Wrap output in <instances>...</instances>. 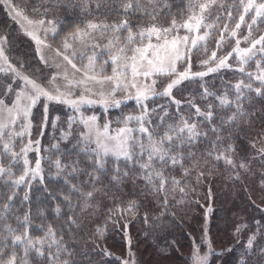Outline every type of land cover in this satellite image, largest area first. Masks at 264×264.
<instances>
[{
  "label": "snow or ice",
  "instance_id": "6c2138e0",
  "mask_svg": "<svg viewBox=\"0 0 264 264\" xmlns=\"http://www.w3.org/2000/svg\"><path fill=\"white\" fill-rule=\"evenodd\" d=\"M0 7L53 69L29 74L0 34V264H138L129 226L155 232L203 207L199 190L211 199L219 177L261 215L234 214L236 243L217 251L208 206L190 264H225L237 246L232 264H264V0H37L32 16L27 3ZM55 105L72 114L62 120ZM93 105L121 114H87ZM115 229L122 256L104 244Z\"/></svg>",
  "mask_w": 264,
  "mask_h": 264
},
{
  "label": "trees",
  "instance_id": "16d2710c",
  "mask_svg": "<svg viewBox=\"0 0 264 264\" xmlns=\"http://www.w3.org/2000/svg\"><path fill=\"white\" fill-rule=\"evenodd\" d=\"M16 2L22 7L27 3L25 10L28 14L34 15L31 9L37 3V0H16ZM59 15L63 17L64 13H59ZM4 25L8 26L9 29L8 32L11 36L9 43L12 45L13 53L18 54L27 61L33 62L34 58L31 47L21 39L15 25L6 17L0 7V29ZM224 75L231 78V73H225ZM217 86H219V80H217ZM58 107L55 108L53 115L59 110V115L63 120L66 115H64V110H61L60 105ZM134 109L135 104L127 103L125 106L126 112H131ZM35 113L38 120L39 111L36 110ZM120 114L121 111L119 109H110L108 118L115 120ZM33 131V138H37V128L34 127ZM44 131L45 135L40 138L42 144L47 146L53 135V130L47 132L46 128ZM30 155L34 156L35 154ZM257 186L258 179L251 178V182L248 184L249 189L255 190ZM211 188L213 192L211 199L204 198L207 191V184L199 190V197H196L200 199V204L203 207L192 204L186 212H178L175 219L169 217L165 221L162 229L158 228L153 232L152 229L144 225L139 219L129 226L128 232L132 236L133 248L138 264H190L193 241L200 244L203 236L202 228L205 223L204 213L208 206H211L213 209L208 214V234L217 251H220L222 247L232 246L236 243L230 238L233 223L237 219V216L234 214L244 215L248 218L256 216L258 219L260 217L261 213L250 205L247 193L239 184L233 186L223 177H219L211 182ZM257 203H260L259 199H257ZM145 231L150 233L147 238L145 237ZM104 244L114 253V256H122L126 252V241L123 238V233L119 229L110 230ZM166 245L167 247L165 249ZM161 249L165 250L162 251ZM239 253L240 249L237 246L235 253L225 255V264H232L233 260L239 256ZM217 264H219V261Z\"/></svg>",
  "mask_w": 264,
  "mask_h": 264
},
{
  "label": "rangeland",
  "instance_id": "374dc122",
  "mask_svg": "<svg viewBox=\"0 0 264 264\" xmlns=\"http://www.w3.org/2000/svg\"><path fill=\"white\" fill-rule=\"evenodd\" d=\"M22 7V6H21ZM2 8V7H1ZM2 10H3V8H2ZM26 11V10H25ZM3 12H4V14L6 15V17L13 23V25H15V27H16V30H17V32L20 34V36H21V39L25 42V44H27V45H29L30 47H31V50H32V56H33V58H34V61L32 62V61H27L26 59H23L22 57H20L18 54H16V53H13L14 52V50H13V48H12V45H11V43H9V45H10V48H11V51H10V56L14 59V62L16 61V60H23V61H25V62H27L28 63V65H29V74H34L35 76H40L41 75V73H43L45 76H47L51 71H53V69H46V68H44L40 63H39V61H38V59L37 58H35V44H34V42L29 38V37H27V36H25V35H23V33H22V31L20 30V26L18 25V24H16V23H14L10 18H9V16L6 14V12L3 10ZM26 13H27V11H26ZM28 14V13H27ZM29 16H32V15H30V14H28ZM8 26H5L4 25V27L2 28V29H0V34H4L5 32H8ZM49 39H51V38H49ZM57 43H58V41H57ZM40 69V71H36V69ZM127 103H129V104H135L134 103V101H128ZM59 105H55L54 106V108H56V107H58ZM59 108V107H58ZM60 108H61V110H64V115H66V116H64L65 118L64 119H66V117H67V115H71L72 114V110L71 109H69V108H67L66 106H64V105H60ZM86 109H87V114H92L93 112H95V114H97V115H106V117L108 118V113L107 114H105L104 112H103V109L99 106V105H93V106H86ZM36 110H38L39 111V106H37V109H34V112L36 111ZM110 111V110H109ZM96 112H99V113H96ZM56 114H59V110L57 111V113ZM56 114H54V115H56ZM45 130H46V128H45ZM48 131H52V129L50 128V127H48L47 128V132ZM34 132V131H33ZM50 135V134H49ZM52 135V134H51ZM33 137H34V134H33ZM32 154H35V153H32Z\"/></svg>",
  "mask_w": 264,
  "mask_h": 264
}]
</instances>
